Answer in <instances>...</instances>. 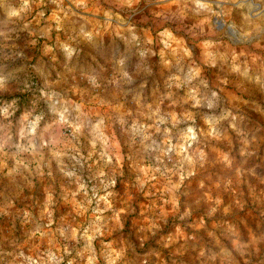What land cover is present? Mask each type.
I'll return each mask as SVG.
<instances>
[{
    "label": "clouds",
    "instance_id": "1",
    "mask_svg": "<svg viewBox=\"0 0 264 264\" xmlns=\"http://www.w3.org/2000/svg\"><path fill=\"white\" fill-rule=\"evenodd\" d=\"M0 264H264V0H0Z\"/></svg>",
    "mask_w": 264,
    "mask_h": 264
}]
</instances>
